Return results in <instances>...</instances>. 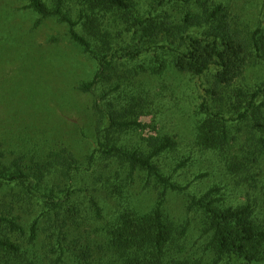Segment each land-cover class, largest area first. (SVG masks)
I'll list each match as a JSON object with an SVG mask.
<instances>
[{
    "label": "trees",
    "instance_id": "16d2710c",
    "mask_svg": "<svg viewBox=\"0 0 264 264\" xmlns=\"http://www.w3.org/2000/svg\"><path fill=\"white\" fill-rule=\"evenodd\" d=\"M28 1L42 18L54 16L66 22L72 39L100 63L94 78L83 82L80 90L94 91L111 65V56L124 63L143 59L139 68L152 69L159 77H164L162 73L171 66L194 83L212 68L217 69L211 87L198 84L205 94L194 113L196 139L176 169L188 166L193 155L205 154L216 161L199 178L211 172L216 175L223 166L234 180V193L226 194H234L237 200L220 197V191L230 189L231 183L224 182L204 196L194 197L189 205L204 214L205 231L210 235L207 248L215 255L211 264L263 261L264 81L253 88L235 85L249 66L264 65V23L247 32L234 27L228 7L222 3L205 4L199 11L173 20L166 14L162 19L158 12L167 10L169 0H157L155 12L146 14L132 0ZM75 13L78 21L73 18ZM115 28H120V34ZM121 81L127 94L121 108L111 104L112 109H100L102 104L97 100L96 107L108 117V124L97 128L98 146L87 168L70 151L53 154L50 162L37 160L32 165L19 157L9 165L5 153L0 152V184L20 189L18 198L0 204V264H69L75 254L80 255L74 260L76 264H203L186 253L181 235L185 236L187 229L177 226L165 206L169 190L186 187L156 162L164 153L179 149L177 136L168 132L150 136L145 148L118 146L123 133L144 126L139 118L149 114L148 106L165 108L169 104L162 102V90L145 92L130 76H122ZM159 82L166 88L163 80ZM229 92L234 96L228 110L214 105L225 100ZM234 123L244 125L237 131L231 126ZM50 167H57L64 181L44 193L37 184L51 173ZM84 170L93 177L95 191L106 187L102 182L118 190L112 180L120 179L122 173L132 179L135 173L145 172L147 187L158 190L156 202L146 212L118 204L117 213L107 219L100 200L93 197L91 213L84 216L82 205L76 202L79 189L75 187V177ZM242 196L245 201H238ZM33 206L41 211L40 216L25 228L24 220L15 212ZM94 223L97 226L89 228ZM42 231L46 238L40 243ZM98 234L104 235L102 242L95 237ZM73 247L78 248L77 253Z\"/></svg>",
    "mask_w": 264,
    "mask_h": 264
},
{
    "label": "rangeland",
    "instance_id": "374dc122",
    "mask_svg": "<svg viewBox=\"0 0 264 264\" xmlns=\"http://www.w3.org/2000/svg\"><path fill=\"white\" fill-rule=\"evenodd\" d=\"M132 1L144 14L155 12L157 0ZM219 3L228 7L234 27H240L245 32L264 23V0H169L167 10L161 8L158 12H161L162 19L166 14L171 15L173 20H180L186 12L199 11L205 4ZM73 18L78 21L79 17L75 13ZM114 32L120 34V28H115ZM109 58L111 65L94 91L80 90L79 86L83 82L94 78L100 63L72 39L68 24L54 16L42 18L29 7L28 0H0V152L5 153L8 164L19 157L24 164L32 165L37 160L50 162L57 153L70 151L77 157L79 164L87 168L88 159L98 146L97 128H105L108 124V117H103L102 110L96 107L97 100L103 106H99L100 109H112L111 104L121 108L124 103L122 98L127 97L124 86H120L122 76H130L136 85L146 89L145 92L162 90V102L169 104L168 107L148 106L149 114L139 118L144 126L123 133L118 146L145 148L150 136L166 132L177 136L179 149L164 153L156 162L166 173H174L178 183L186 189L169 190L165 206L172 213L177 226L187 229L186 235H181L186 253L200 259L203 264H211L215 255L207 248L210 235L205 231L207 224L204 214L189 205L194 197L204 196L208 190L224 182L231 183L230 189L224 193L220 191V197L228 201L237 200L234 194H226L229 191L234 193V180L223 166L216 175L211 172L199 178L198 175L210 170L211 163L216 161L205 154H195L188 166L176 168L181 162L180 157L192 148L196 139L194 113L200 103V96L205 94L198 84L201 82L205 88L211 87L217 69L212 68L200 82L194 83L190 76L177 72L171 66H167L162 73L164 77H159L152 69L145 71L139 68L143 59L124 63L114 56ZM159 80L167 84L166 88H161ZM263 81L264 65L258 64L249 66L245 76L236 82V87L233 85L230 88H253ZM233 96L229 92L225 100L214 105L228 110ZM210 103L214 106V100ZM243 125L234 123L231 126L239 131ZM49 170L51 173L39 179L37 184L44 193L50 191L51 186L64 181L57 167H50ZM146 175L139 171L132 179H127V173H122L120 179L112 180L114 184L117 183L118 190L112 184L110 186L102 182L106 187L95 191L93 177L84 170V173L75 177V187L79 189L76 202L83 207L82 215L91 213L93 197L100 200L107 219L117 213L118 204L136 207L144 212L150 210L156 202L158 190L147 187ZM19 190L15 186L0 184V204L4 200L18 198ZM238 201H245V197H239ZM40 213L36 206L31 210L21 208L15 212L24 220L25 228ZM95 226L96 223L89 228ZM98 235L95 237L102 242L104 235ZM45 238L46 232L42 231L39 242L43 243ZM72 249L78 252L77 247ZM79 256L75 254L69 264H76L74 260ZM220 264L227 262L223 260ZM252 264H264V260Z\"/></svg>",
    "mask_w": 264,
    "mask_h": 264
}]
</instances>
